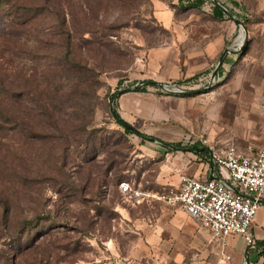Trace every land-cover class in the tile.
Masks as SVG:
<instances>
[{"label":"rangeland","instance_id":"rangeland-1","mask_svg":"<svg viewBox=\"0 0 264 264\" xmlns=\"http://www.w3.org/2000/svg\"><path fill=\"white\" fill-rule=\"evenodd\" d=\"M210 1L0 0V264H124L131 241L116 208L153 179L156 199L171 186L156 181L164 155L147 150L162 144L141 145L113 104L121 115L130 105L156 111L163 121L148 131L158 141L183 144L189 132L264 144V91L137 90L208 80L227 48L242 51L219 66L231 65L230 77L260 66L264 0H219L232 14L222 18ZM243 264H264V254Z\"/></svg>","mask_w":264,"mask_h":264},{"label":"crops","instance_id":"crops-1","mask_svg":"<svg viewBox=\"0 0 264 264\" xmlns=\"http://www.w3.org/2000/svg\"><path fill=\"white\" fill-rule=\"evenodd\" d=\"M165 14L166 19L171 18V11L170 13L166 11ZM227 49L233 53L234 49ZM241 53L242 51L236 56H241ZM257 59L260 60L258 68L243 72L237 71L231 77V65L224 63L216 71L217 82L211 86L213 87L211 91H264V56ZM253 62L257 63V61ZM215 70L216 68L208 80L199 76L189 81V85L183 84V88L200 87L202 90L208 88L209 86L206 84L213 78ZM226 80V88H216ZM129 92L131 91H125L121 95L126 99ZM122 115L125 119L131 120L136 127L145 129V132L157 138L156 133L148 131L149 128L155 129L157 122L163 121L156 111H144L137 107L135 109L133 105H130V107L123 106ZM201 137L211 139L204 135ZM201 137L185 132L180 139L183 144L180 145L209 147L201 144L199 140ZM252 140L255 143L249 145H254L257 148L264 147V144L257 143L263 140L262 136L252 137ZM211 141L215 143L233 142L241 152H246L249 147L248 145L242 149L231 140L214 141L211 139ZM157 142L162 146L147 150L151 155L158 153L164 155L161 161V170L156 179L159 184H170L171 187L178 188L183 174L203 179L228 178V171L212 162L211 150H205L206 154H201L200 151L178 150L173 152L167 151V146L161 141ZM144 143L145 140H142L140 144L144 146ZM152 183L153 186H148L145 189L139 187L138 190L142 193L136 196L135 201L132 203L123 201L124 204L116 208L120 213L119 219L121 220L119 230L125 240L131 241L120 255L124 264H243L245 260L252 263L259 254L261 255V251L264 250V203L260 206L252 227L256 247L250 248L242 235L234 233L226 238V244H224L222 239H213L210 228L186 209L156 199L154 197L156 190L154 179Z\"/></svg>","mask_w":264,"mask_h":264},{"label":"built area","instance_id":"built-area-1","mask_svg":"<svg viewBox=\"0 0 264 264\" xmlns=\"http://www.w3.org/2000/svg\"><path fill=\"white\" fill-rule=\"evenodd\" d=\"M216 82L213 77L206 85L213 86ZM158 86L165 91L183 89L176 83ZM199 140L210 147L212 162L226 169L228 178L203 179L183 174L180 186L169 188L160 198L200 219L210 228L213 239H222L226 244L230 234H240L250 248H255L252 227L264 200V147L249 145L246 152H241L233 142L215 143L206 137ZM122 186L129 188L126 182ZM141 193L134 190L136 195Z\"/></svg>","mask_w":264,"mask_h":264},{"label":"water","instance_id":"water-1","mask_svg":"<svg viewBox=\"0 0 264 264\" xmlns=\"http://www.w3.org/2000/svg\"><path fill=\"white\" fill-rule=\"evenodd\" d=\"M215 4H217L219 7L222 8V10L224 11V13L227 15V16H232L231 12L229 11V9L227 8V6H225L224 3H222L221 1L219 0H213ZM235 17V16H233ZM235 19L239 22V23H243L241 20H239L238 18L235 17ZM245 29V39L247 40L248 39V31H247V28L244 27ZM229 51H231L230 49H226L223 54L220 56V59H219V62H218V65L216 66V70H215V73H214V76L215 77V74H216V71L217 69L219 68V66L224 62V59L226 58V56L228 55ZM241 51L240 48H236L234 50H232V52L234 54H239ZM152 82H155V81H142L140 83H137L136 87L139 85V84H144V83H152ZM158 83V82H156ZM158 84H162V83H158ZM200 89L199 88H195V89H190V90H183V89H176V88H168L166 91H169V92H174V93H184V94H189V93H194V92H198ZM112 112L114 113L115 117L124 125L126 126L128 129H130L133 133L137 134L138 136H140L141 138H143L144 140H147V141H153V142H156L158 141V139L155 137V136H152V135H149L147 133H144L142 131H140L139 129H137L133 124H131L130 122H128L117 110H116V107L115 105L113 104L112 106ZM163 143L170 147V148H173V149H177V150H182V151H205V150H208L210 151V148L205 146V147H189V146H183V145H176L175 143H172V142H169V141H163ZM262 203H264V200H262Z\"/></svg>","mask_w":264,"mask_h":264},{"label":"trees","instance_id":"trees-1","mask_svg":"<svg viewBox=\"0 0 264 264\" xmlns=\"http://www.w3.org/2000/svg\"><path fill=\"white\" fill-rule=\"evenodd\" d=\"M183 1L184 0H180V2H181V4L183 5ZM205 2V0H187V3L190 5V6H192V7H198V6H201L203 3ZM210 3H211V10H212V13H214V15L216 16V17H219V18H222V17H225V13H224V11L222 10V8L221 7H219L217 4H215L213 1H210ZM18 8L20 9V10H23V9H25L26 7H25V5H18ZM22 15H24L23 13H18L16 16H17V18H15V19H18L17 21L18 22H20V23H25V21L26 20H24L23 18V16ZM23 17V18H22ZM153 83V85H157L158 83H156V82H152ZM0 84L1 85H3V82L1 81V79H0ZM146 86H147V84H140V85H138L137 86V90H145V88H146ZM120 93L121 92H124V91H119ZM119 92H115V93H113V96L115 95V94H117V93H119ZM8 93L9 94H11L12 95V97L14 98V99H18L20 96H21V93H19V91L18 90H15V89H13V88H10V90L8 91ZM1 110V109H0ZM15 118V119H14ZM11 119L12 120H14V121H18L19 122V125H23V123L21 122V121H19V119H16V117H11ZM117 119V118H116ZM10 120V119H9ZM117 122L118 123H120V124H122L118 119H117ZM123 125V124H122ZM125 127V130H126V132L127 133H132V131L130 130V129H128L126 126H124ZM144 141V140H143ZM162 143H163V140H160ZM164 144V143H163ZM179 144V143H178ZM180 145V144H179ZM167 148H169L170 149V147H168L167 146ZM199 153H201V154H206L207 152L206 151H200ZM114 161H116V159H114ZM111 168V167H110ZM264 254V250L263 251H261V255H263Z\"/></svg>","mask_w":264,"mask_h":264}]
</instances>
